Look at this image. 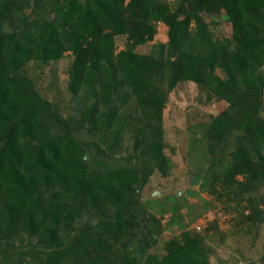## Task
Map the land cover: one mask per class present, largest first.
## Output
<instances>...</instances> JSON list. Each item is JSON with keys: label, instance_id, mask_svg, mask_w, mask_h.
<instances>
[{"label": "trees", "instance_id": "1", "mask_svg": "<svg viewBox=\"0 0 264 264\" xmlns=\"http://www.w3.org/2000/svg\"><path fill=\"white\" fill-rule=\"evenodd\" d=\"M221 14L236 38H213L202 16ZM158 22L167 43L134 53ZM119 36L130 44L116 52ZM66 52L64 116L25 70ZM184 81L227 103L207 148L216 165L232 147L222 183L238 202L264 186V0H0V264H210L187 231L161 258L147 253L155 229L135 213L150 177L167 172L162 111ZM247 201L245 221L264 222V198Z\"/></svg>", "mask_w": 264, "mask_h": 264}, {"label": "rangeland", "instance_id": "2", "mask_svg": "<svg viewBox=\"0 0 264 264\" xmlns=\"http://www.w3.org/2000/svg\"><path fill=\"white\" fill-rule=\"evenodd\" d=\"M164 1L172 6L178 0ZM25 12L32 19L35 17L31 10ZM202 17L214 39L236 38L223 14ZM155 29L153 39L137 46L134 53L148 55L155 46L167 43L168 27L158 22ZM129 44L126 36H119L115 39V51L127 50ZM73 58L66 52L62 58L44 65L29 62L25 70L40 95L56 104L64 116L73 112V95L68 88ZM216 74L225 78L220 69ZM226 107V102L192 82H179L168 92L162 111V146L167 172L164 176L155 172L150 177L135 209L141 227L155 229L156 242L147 253L161 258L165 254V244L187 231L203 240L210 264H264V222L249 225L244 217L251 208L247 199L256 202L264 198V186H258L235 202L231 193L236 186L222 183L229 165L228 151L232 147L227 148L224 162L216 165L207 148L208 125L212 117ZM260 112L264 117V96ZM130 139L128 136L121 143L131 152L133 140ZM101 146L106 148V145ZM120 150L122 148L118 147L116 153ZM236 179L243 180L241 176ZM257 206L263 208L261 203ZM133 255L139 258L141 253Z\"/></svg>", "mask_w": 264, "mask_h": 264}]
</instances>
